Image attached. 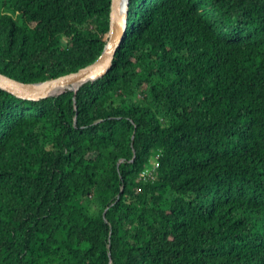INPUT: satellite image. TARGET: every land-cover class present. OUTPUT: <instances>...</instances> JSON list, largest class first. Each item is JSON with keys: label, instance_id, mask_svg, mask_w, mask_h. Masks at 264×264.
Returning a JSON list of instances; mask_svg holds the SVG:
<instances>
[{"label": "trees", "instance_id": "16d2710c", "mask_svg": "<svg viewBox=\"0 0 264 264\" xmlns=\"http://www.w3.org/2000/svg\"><path fill=\"white\" fill-rule=\"evenodd\" d=\"M111 7L0 0V71L92 64ZM0 264H264V0H130L76 97L0 87Z\"/></svg>", "mask_w": 264, "mask_h": 264}, {"label": "water", "instance_id": "95a60500", "mask_svg": "<svg viewBox=\"0 0 264 264\" xmlns=\"http://www.w3.org/2000/svg\"><path fill=\"white\" fill-rule=\"evenodd\" d=\"M130 0H112L109 40L102 55L92 64L79 70L36 83H26L0 71V87L21 99L40 101L79 88L105 76L113 67V61L124 42L128 29ZM135 157V155H134Z\"/></svg>", "mask_w": 264, "mask_h": 264}, {"label": "built area", "instance_id": "2783aa9c", "mask_svg": "<svg viewBox=\"0 0 264 264\" xmlns=\"http://www.w3.org/2000/svg\"><path fill=\"white\" fill-rule=\"evenodd\" d=\"M158 159L156 158L155 161H153V166L151 168H147L144 173L143 176H154L155 171L157 170V168L159 167V163L156 162Z\"/></svg>", "mask_w": 264, "mask_h": 264}, {"label": "rangeland", "instance_id": "374dc122", "mask_svg": "<svg viewBox=\"0 0 264 264\" xmlns=\"http://www.w3.org/2000/svg\"><path fill=\"white\" fill-rule=\"evenodd\" d=\"M158 154L152 158V161H155L156 158H158Z\"/></svg>", "mask_w": 264, "mask_h": 264}]
</instances>
